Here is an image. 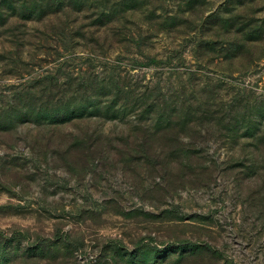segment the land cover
I'll use <instances>...</instances> for the list:
<instances>
[{"label":"rangeland","instance_id":"obj_1","mask_svg":"<svg viewBox=\"0 0 264 264\" xmlns=\"http://www.w3.org/2000/svg\"><path fill=\"white\" fill-rule=\"evenodd\" d=\"M5 108L0 264H264V0H0Z\"/></svg>","mask_w":264,"mask_h":264},{"label":"trees","instance_id":"obj_2","mask_svg":"<svg viewBox=\"0 0 264 264\" xmlns=\"http://www.w3.org/2000/svg\"><path fill=\"white\" fill-rule=\"evenodd\" d=\"M9 108V107H8ZM7 108L3 109L0 113V127H6V125L9 123V122H12L16 119H22L23 116H26V112L24 114H22L24 111L22 110H19L18 112L16 111H11L10 113H7L6 112L8 110H6ZM33 109V110H31ZM29 109L30 111L28 112V115H31L32 117H35L36 119H41L42 117H49V118H62V119H70L72 118L74 115H83L85 113V111L87 110V107L84 106V105H81V106H77L76 108H73V109H67V110H48L46 108H31ZM107 111V112H106ZM105 111V114L108 113L109 111H112L110 108H108L107 110ZM1 115H4V116H1ZM22 116V117H21ZM77 117V116H76ZM166 118V116H164ZM213 117V118H212ZM212 117H201V120L202 121H206V120H212L211 122L212 123H216V124H219L221 125V132L225 133H233V137H236L238 134H240V131L241 129L238 128V118L235 119V122H234V125L235 126L234 128H231L230 123H224L225 120L224 118L222 117H215V116H212ZM250 115H248L247 112L244 113L243 117L241 118L243 121L246 122V128L245 129H248L250 132L253 131V123H250L248 122V119H249ZM260 119L261 121H264V110L261 112L260 114ZM248 125V126H247ZM251 126V127H250ZM248 127V128H247ZM249 132V133H250ZM252 133V132H251ZM253 133H256V131Z\"/></svg>","mask_w":264,"mask_h":264}]
</instances>
